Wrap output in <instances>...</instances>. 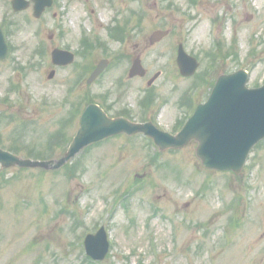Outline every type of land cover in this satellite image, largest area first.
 Segmentation results:
<instances>
[{
    "label": "rangeland",
    "instance_id": "rangeland-1",
    "mask_svg": "<svg viewBox=\"0 0 264 264\" xmlns=\"http://www.w3.org/2000/svg\"><path fill=\"white\" fill-rule=\"evenodd\" d=\"M142 2L149 13L144 37L133 38L126 50L140 55L146 76L128 78L126 62L109 68L91 86L87 101L112 105V113L128 107L142 119L147 94L155 101L149 108L159 109L154 114L170 129L184 120L187 108L179 103L186 94H193L194 104L207 95L206 87L187 89L210 67L205 52L211 51L213 38L223 42L217 54L224 60L212 66L211 78L240 66L250 71L249 86L264 83V0ZM83 3H76L73 33L79 41L94 31L103 39L99 24L110 14L102 7L94 15ZM158 29L169 33L148 43ZM50 33L35 19L20 23L11 35V58L0 62V99L9 101L7 112L0 113V144L22 156L59 157L84 104L66 102L64 83L84 69V58L75 68L54 67L53 47L43 43ZM77 40L69 42L80 48ZM106 42L113 57L118 44ZM179 42L200 59L197 77L179 75ZM103 54L97 49L87 62L93 65ZM158 70L162 74L146 88L147 78ZM194 148L193 143L159 152L141 135L121 136L78 153L59 169L0 167V264H264V140L238 174L203 168ZM102 224L110 251L90 263L83 238Z\"/></svg>",
    "mask_w": 264,
    "mask_h": 264
},
{
    "label": "water",
    "instance_id": "water-1",
    "mask_svg": "<svg viewBox=\"0 0 264 264\" xmlns=\"http://www.w3.org/2000/svg\"><path fill=\"white\" fill-rule=\"evenodd\" d=\"M57 53V50L53 52L54 62H57ZM194 61L179 50L177 62L182 74L192 72L196 64ZM101 69L102 63L95 74ZM246 81L244 70L220 75L208 99L197 105L193 115L176 135L161 132L151 124L132 123L124 118L111 119L99 106L90 104L83 111L79 128L62 157L42 161L24 159L0 148L1 166L56 169L82 148L100 139L119 133L132 135L143 132L153 138L162 150L180 148L194 140L197 142L195 154L204 167L232 169L237 173L252 145L264 137V85L248 88ZM85 248L93 258L104 257L108 242L103 228L96 234L87 235Z\"/></svg>",
    "mask_w": 264,
    "mask_h": 264
},
{
    "label": "flooded vegetation",
    "instance_id": "flooded-vegetation-1",
    "mask_svg": "<svg viewBox=\"0 0 264 264\" xmlns=\"http://www.w3.org/2000/svg\"><path fill=\"white\" fill-rule=\"evenodd\" d=\"M41 1L42 2L37 5H42L43 8L41 9L40 16L36 18L33 16L35 5L34 0H19L17 3H14V0H0V28L8 48L7 58L14 45L11 40V35L13 34V31H15V28L19 26L20 23L24 24L31 19H35L36 23L43 25L48 31L52 32L47 35L49 41L46 39L43 40V43L46 41V43H49L50 47L68 49L74 53L75 61L73 63L54 67L57 69H66L67 67L73 68V65L78 63V59H81L82 57L84 58V69L73 73L71 82L66 81V78L64 79V83L68 84L66 87H69V92L66 90L69 95L66 102L69 103L71 107H79L81 103L86 101V98L91 96V86L95 83H88L87 78L91 72L90 70L94 68L96 60L94 59L93 65L89 64L86 59L87 56L93 59L96 50H105L107 46L106 41L112 39L118 44V47L120 49L123 48V50L118 54L114 53L113 57L107 54H103L102 57H100L102 59H107V69H112L118 65L120 67L125 64V62L132 63L135 54L129 53L126 50V47L129 46L133 38L140 40V38L142 39L144 37L142 31L146 14L140 7L143 2L142 0H105V3L102 2V4L98 5L97 2H93L94 0H84L83 5H90V9L85 8V10H90L91 12H95L94 15H99V12H102L103 7L106 9V13L110 14V16L105 22H100L99 24L100 29L103 31V33H100L104 36L103 39L98 37L94 31L92 35L88 37V40L80 39L79 41V36L76 37L75 33H73L74 14L78 10L76 3L79 0ZM154 2L155 4L157 3L156 0H154ZM103 5L108 6V8ZM133 5L137 6V8ZM76 38H78L77 41L80 48H75L73 44L69 42L74 41ZM80 42L83 44H80ZM137 46L138 44L135 43L134 47ZM138 56L140 57V55ZM135 78L142 77L134 76L130 79ZM80 97L81 101H79ZM111 106L112 105H107L106 108L110 111L112 108ZM156 110H153L151 107L148 109L141 107L142 119L133 116L132 111L128 107H123L114 115H111L123 116L139 122H158L161 120L162 116H160V114L154 115Z\"/></svg>",
    "mask_w": 264,
    "mask_h": 264
},
{
    "label": "trees",
    "instance_id": "trees-1",
    "mask_svg": "<svg viewBox=\"0 0 264 264\" xmlns=\"http://www.w3.org/2000/svg\"><path fill=\"white\" fill-rule=\"evenodd\" d=\"M43 156V155H42Z\"/></svg>",
    "mask_w": 264,
    "mask_h": 264
}]
</instances>
